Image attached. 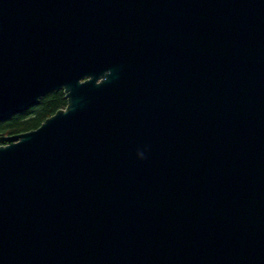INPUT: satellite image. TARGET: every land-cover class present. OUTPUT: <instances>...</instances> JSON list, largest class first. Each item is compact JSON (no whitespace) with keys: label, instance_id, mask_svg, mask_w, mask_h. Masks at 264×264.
I'll list each match as a JSON object with an SVG mask.
<instances>
[{"label":"water","instance_id":"obj_1","mask_svg":"<svg viewBox=\"0 0 264 264\" xmlns=\"http://www.w3.org/2000/svg\"><path fill=\"white\" fill-rule=\"evenodd\" d=\"M0 264H264V0H0Z\"/></svg>","mask_w":264,"mask_h":264},{"label":"trees","instance_id":"obj_2","mask_svg":"<svg viewBox=\"0 0 264 264\" xmlns=\"http://www.w3.org/2000/svg\"><path fill=\"white\" fill-rule=\"evenodd\" d=\"M64 97L62 90L48 93L37 105L7 121L0 122V133L9 137L38 128L47 118L66 107L67 100Z\"/></svg>","mask_w":264,"mask_h":264},{"label":"flooded vegetation","instance_id":"obj_3","mask_svg":"<svg viewBox=\"0 0 264 264\" xmlns=\"http://www.w3.org/2000/svg\"><path fill=\"white\" fill-rule=\"evenodd\" d=\"M0 135H2L1 133H0ZM1 144V143H0Z\"/></svg>","mask_w":264,"mask_h":264},{"label":"rangeland","instance_id":"obj_4","mask_svg":"<svg viewBox=\"0 0 264 264\" xmlns=\"http://www.w3.org/2000/svg\"><path fill=\"white\" fill-rule=\"evenodd\" d=\"M1 145V144H0Z\"/></svg>","mask_w":264,"mask_h":264}]
</instances>
